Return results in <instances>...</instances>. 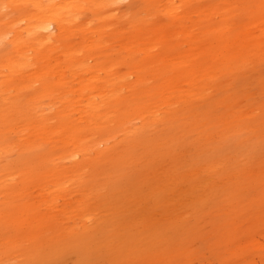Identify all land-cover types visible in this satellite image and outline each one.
Returning a JSON list of instances; mask_svg holds the SVG:
<instances>
[{
    "label": "rangeland",
    "instance_id": "1",
    "mask_svg": "<svg viewBox=\"0 0 264 264\" xmlns=\"http://www.w3.org/2000/svg\"><path fill=\"white\" fill-rule=\"evenodd\" d=\"M59 1L0 0V264H264V0Z\"/></svg>",
    "mask_w": 264,
    "mask_h": 264
},
{
    "label": "bare ground",
    "instance_id": "2",
    "mask_svg": "<svg viewBox=\"0 0 264 264\" xmlns=\"http://www.w3.org/2000/svg\"><path fill=\"white\" fill-rule=\"evenodd\" d=\"M21 1H25L26 3L33 5L37 9L43 8L42 0H21ZM51 1H52V7L55 9L54 15L50 19H44V21H45V24H44L41 21V18L44 17V11L45 10L44 11L43 10L38 11L35 8L37 10V15H35V16L38 17L37 22L39 23V25H37L36 28L27 27L24 29H17V33L20 35L18 37L20 42H22V43L24 42L22 35H21V31L27 32L29 35H32L34 39L39 40V42H41L43 44L46 42L47 37H51L50 28L52 27V23L57 24V29L60 32H62V31H66L68 29L67 28L68 22H70V23L74 22L72 20H69L67 18L66 14L71 11V8L75 5V2H68V1L60 2L59 0H51ZM0 11L2 12V9ZM2 14H5V13L3 12ZM3 16H5V15H3ZM5 17H7V16H5ZM52 21H54V22H52ZM88 69H90V68H88ZM79 77H81V76H79ZM60 78H61V75H60ZM98 78H99V76L95 75V76H92L90 79L93 81V80H98ZM59 80H61V79H59ZM97 90H98V95L93 99L88 97L89 95H83L81 92L77 93V95L79 97V101H75V102H78L79 105L74 106V108H73V110H71V113L69 114V116L72 118H75V114L78 113L80 115V119L82 121H85V119L90 115L96 117L100 113H102V111L104 109V103H106V101H104V100L98 101L97 100V98L103 97V92L101 91L102 88L98 86ZM72 93L76 94L74 92H72ZM86 123H88V120L86 121ZM95 123L99 124V121L96 120ZM72 128H74V126ZM80 146H81V144H80ZM90 149H93V148H90Z\"/></svg>",
    "mask_w": 264,
    "mask_h": 264
}]
</instances>
